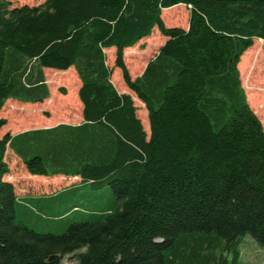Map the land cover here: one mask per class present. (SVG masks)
I'll use <instances>...</instances> for the list:
<instances>
[{
	"label": "trees",
	"instance_id": "1",
	"mask_svg": "<svg viewBox=\"0 0 264 264\" xmlns=\"http://www.w3.org/2000/svg\"><path fill=\"white\" fill-rule=\"evenodd\" d=\"M178 4L187 28L164 24ZM155 27L166 41L133 79L124 49ZM255 38L264 0H0V111L48 98L45 68L74 67L84 119L0 138V264H243L245 237L264 248V126L238 67ZM8 147L31 174L81 181L18 196Z\"/></svg>",
	"mask_w": 264,
	"mask_h": 264
},
{
	"label": "rangeland",
	"instance_id": "2",
	"mask_svg": "<svg viewBox=\"0 0 264 264\" xmlns=\"http://www.w3.org/2000/svg\"><path fill=\"white\" fill-rule=\"evenodd\" d=\"M14 6L39 5L44 0H11ZM179 9L172 12L177 16L174 24H164L168 27L187 28L189 25L190 10L185 4H178ZM174 7V6H172ZM171 8V7H169ZM168 9V8H165ZM163 9V11L165 10ZM166 37L158 27L152 33L142 38L137 44L124 49L123 56L130 76L134 79L140 76L148 62L155 57L160 47L165 43ZM255 45V48L253 46ZM248 50H254L250 55V64L247 69L242 68L239 62L241 81L245 88L250 107L261 119L264 126V40L255 38ZM107 63L113 68L112 81L120 92L130 93L137 107V114L141 119L148 117L145 104L132 92L124 81L122 70L115 66L116 48H107ZM244 52V53H245ZM243 58V55L241 56ZM241 60V59H240ZM50 96L41 102H21L14 99L6 101L0 111V119L6 123L0 129V138L6 134L17 135L23 130L32 129L49 122L71 121L78 122L83 119V103L79 97L81 81L74 67L68 70L44 69ZM251 95V97H249ZM145 121V120H144ZM149 133V126L146 128ZM9 172L3 179L13 183L16 193L23 197L26 195H47L59 191L76 179L61 177L59 175L31 174L23 161L8 147L5 154ZM33 226V221H30ZM243 264H264V248L257 246L255 241L247 236L243 240ZM84 249L79 252L84 251ZM60 264H77L75 254L62 257Z\"/></svg>",
	"mask_w": 264,
	"mask_h": 264
},
{
	"label": "crops",
	"instance_id": "3",
	"mask_svg": "<svg viewBox=\"0 0 264 264\" xmlns=\"http://www.w3.org/2000/svg\"><path fill=\"white\" fill-rule=\"evenodd\" d=\"M45 1V0H44ZM43 1V2H44ZM42 2V3H43ZM83 115V114H82ZM84 119L78 121V122H71V121H59V122H49V123H45L43 125H40V126H37V127H33L32 129H28V130H23L21 131L19 134H22L24 132H27V131H37V130H47V129H53L55 127H58L60 125H71V126H77V125H80L82 122H83ZM18 135V134H17ZM15 154V153H14ZM17 156V155H16ZM18 157V156H17ZM20 158V157H18ZM21 159V158H20ZM22 160V159H21ZM34 175H38V174H34ZM54 175H59L61 177H66V178H74L76 179V181H72V183H70L71 185L73 184H77V183H80L81 181V178L79 176H69V175H65V174H62V173H59V174H54ZM42 176H50V175H42ZM70 186V185H68ZM66 186V187H68ZM65 187V188H66ZM64 189V188H63ZM52 193H55V192H52ZM50 193V194H52ZM18 195V193H16ZM19 196V195H18ZM35 196H38V195H35Z\"/></svg>",
	"mask_w": 264,
	"mask_h": 264
}]
</instances>
